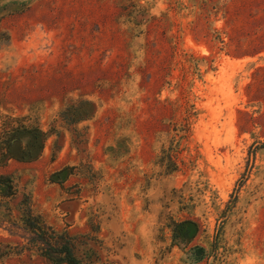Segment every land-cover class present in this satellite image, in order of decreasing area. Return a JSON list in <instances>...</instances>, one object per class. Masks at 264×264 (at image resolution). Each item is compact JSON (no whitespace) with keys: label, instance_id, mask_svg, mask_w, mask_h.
Instances as JSON below:
<instances>
[{"label":"rangeland","instance_id":"374dc122","mask_svg":"<svg viewBox=\"0 0 264 264\" xmlns=\"http://www.w3.org/2000/svg\"><path fill=\"white\" fill-rule=\"evenodd\" d=\"M17 124L55 132L0 167V264H50L27 208L100 241L90 264H191L185 220L195 264H264V0H0V133Z\"/></svg>","mask_w":264,"mask_h":264},{"label":"trees","instance_id":"16d2710c","mask_svg":"<svg viewBox=\"0 0 264 264\" xmlns=\"http://www.w3.org/2000/svg\"><path fill=\"white\" fill-rule=\"evenodd\" d=\"M87 102H77L64 109L61 120L67 125H74L85 119L91 114L86 106ZM94 108V104H90ZM7 128V127H6ZM0 133V167L5 166L9 161L34 162L42 150L44 141L55 131L43 132L39 127H27L21 124L10 126ZM60 138V137H59ZM56 141V147L59 146ZM174 169V167H173ZM12 180L10 176H0V197H11L14 194ZM29 218V208L25 210ZM25 219L26 225L30 229L37 230L41 236V257L45 258L50 264H90L98 259V250H94L91 244L100 243L97 239L89 236L73 237L67 233H58L50 228L37 225ZM173 244L179 247L185 255V259L195 264L204 259L205 249L190 243L198 232V225L194 221L185 220L173 224ZM89 246V247H88Z\"/></svg>","mask_w":264,"mask_h":264},{"label":"water","instance_id":"95a60500","mask_svg":"<svg viewBox=\"0 0 264 264\" xmlns=\"http://www.w3.org/2000/svg\"><path fill=\"white\" fill-rule=\"evenodd\" d=\"M60 177H62V178H63L62 174H60Z\"/></svg>","mask_w":264,"mask_h":264},{"label":"crops","instance_id":"0c3cea01","mask_svg":"<svg viewBox=\"0 0 264 264\" xmlns=\"http://www.w3.org/2000/svg\"><path fill=\"white\" fill-rule=\"evenodd\" d=\"M11 161H13V160H11ZM10 162V161H9Z\"/></svg>","mask_w":264,"mask_h":264}]
</instances>
